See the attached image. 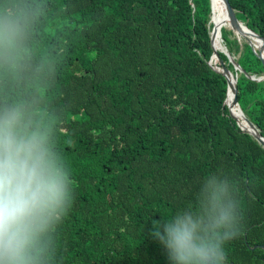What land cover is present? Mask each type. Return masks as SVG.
<instances>
[{
	"label": "trees",
	"instance_id": "16d2710c",
	"mask_svg": "<svg viewBox=\"0 0 264 264\" xmlns=\"http://www.w3.org/2000/svg\"><path fill=\"white\" fill-rule=\"evenodd\" d=\"M221 8L220 0H214ZM214 49L210 0H0V120L16 113L72 181L70 208L36 241L30 264H167L149 229L203 213L204 178L225 182L236 219L226 264H264V0H228ZM258 44L257 45V41ZM228 103V102H227ZM222 234V233H221Z\"/></svg>",
	"mask_w": 264,
	"mask_h": 264
},
{
	"label": "clouds",
	"instance_id": "9594fccd",
	"mask_svg": "<svg viewBox=\"0 0 264 264\" xmlns=\"http://www.w3.org/2000/svg\"><path fill=\"white\" fill-rule=\"evenodd\" d=\"M17 123L14 112L0 120V264H30L40 234L59 221L72 202L69 172L35 135H19ZM213 174L199 189L201 215L194 218L183 209L149 229L167 264H226L236 211L226 183Z\"/></svg>",
	"mask_w": 264,
	"mask_h": 264
},
{
	"label": "water",
	"instance_id": "95a60500",
	"mask_svg": "<svg viewBox=\"0 0 264 264\" xmlns=\"http://www.w3.org/2000/svg\"><path fill=\"white\" fill-rule=\"evenodd\" d=\"M221 1L223 4L224 13L226 15V18L229 21V24L227 26L232 28L239 36H241L244 32H247L251 36H256L252 31L247 30V28L236 19L232 9L230 8L228 0H221ZM210 3H211V7H210L211 8V14H210L209 21L212 22L213 0H210ZM220 28H216L215 25L212 23V29L210 32V37H211V42L214 46V49L215 50L219 49V50L223 51L227 55L229 60L232 62L234 69L237 71H242V68L237 64V62L233 59V57L226 51L225 47L221 43ZM217 33H218V36L220 37L219 46L215 45V36ZM257 42H258V40H257ZM217 60H218L217 54H216V52H213L208 63L210 65H212V68L214 70L223 72V74L226 77L227 89H226V96H225L224 102L227 104V106L234 113L235 120L238 122V124L243 129H245L247 132H249L259 143H261L264 146V137L259 134L255 125L246 117V115L243 113L242 109L238 105L237 98L235 95L237 74L236 73L233 74L230 70H228L224 66H218L216 64ZM249 77L251 79H257V80L264 79V75L259 76V77H254L252 75H249ZM230 93L232 94V98H231L230 102L227 103V97ZM258 246H260L262 249H264V245H254L251 248H256Z\"/></svg>",
	"mask_w": 264,
	"mask_h": 264
},
{
	"label": "bare ground",
	"instance_id": "6f19581e",
	"mask_svg": "<svg viewBox=\"0 0 264 264\" xmlns=\"http://www.w3.org/2000/svg\"><path fill=\"white\" fill-rule=\"evenodd\" d=\"M220 2H221V8L218 5H216L214 0H213L212 23L215 25L216 28H220L222 25H224L223 21L228 20L226 18L225 13H224L222 1L220 0ZM253 38H255V36H253ZM219 40H220V37L218 36V33H217L215 36V45L216 46H219ZM257 45H259L258 42H257ZM231 98H232V94L230 93L227 97V102H230Z\"/></svg>",
	"mask_w": 264,
	"mask_h": 264
},
{
	"label": "rangeland",
	"instance_id": "374dc122",
	"mask_svg": "<svg viewBox=\"0 0 264 264\" xmlns=\"http://www.w3.org/2000/svg\"><path fill=\"white\" fill-rule=\"evenodd\" d=\"M210 14H211V13H210ZM211 23H212V22H211ZM222 26H225V25H222ZM222 26H221V27H222ZM252 37H253V36H252Z\"/></svg>",
	"mask_w": 264,
	"mask_h": 264
}]
</instances>
